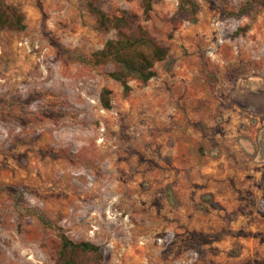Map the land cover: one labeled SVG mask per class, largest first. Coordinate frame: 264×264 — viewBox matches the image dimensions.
Masks as SVG:
<instances>
[{"label": "rangeland", "instance_id": "rangeland-1", "mask_svg": "<svg viewBox=\"0 0 264 264\" xmlns=\"http://www.w3.org/2000/svg\"><path fill=\"white\" fill-rule=\"evenodd\" d=\"M93 1L137 14L166 57L125 94L81 60L116 35L86 0H5L25 27L0 29V264H55L32 208L102 264H264V5L195 0L190 22L178 0L147 17Z\"/></svg>", "mask_w": 264, "mask_h": 264}, {"label": "trees", "instance_id": "trees-1", "mask_svg": "<svg viewBox=\"0 0 264 264\" xmlns=\"http://www.w3.org/2000/svg\"><path fill=\"white\" fill-rule=\"evenodd\" d=\"M264 5V0H255ZM246 2H249L247 0ZM142 14L147 17L151 10V0H142ZM88 10L95 16L98 29L116 31L115 38L108 39L101 49L93 51L88 58L81 60L91 66L110 65L112 70L107 75L118 81L126 94L131 87L130 79L147 82L154 74L152 67L156 61L163 60L167 48L158 43L150 33L138 22V15L126 10L119 14H109L101 10L93 0H86ZM246 6H241L238 13L243 12ZM198 4L195 0H178L176 15L184 20L195 22ZM23 13L14 5L0 0V29L9 27L23 29ZM242 32L236 29L233 35ZM99 99L104 108H110L109 90L102 88ZM34 214L45 227L55 230L59 239V248L56 253L55 264H102L103 255L99 245L86 240L75 241L71 239L63 228L35 208L26 209Z\"/></svg>", "mask_w": 264, "mask_h": 264}]
</instances>
